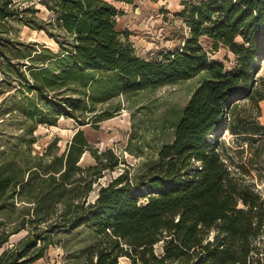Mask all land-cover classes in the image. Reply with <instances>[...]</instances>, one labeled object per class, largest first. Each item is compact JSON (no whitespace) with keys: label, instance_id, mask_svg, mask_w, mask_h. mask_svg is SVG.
Returning a JSON list of instances; mask_svg holds the SVG:
<instances>
[{"label":"trees","instance_id":"16d2710c","mask_svg":"<svg viewBox=\"0 0 264 264\" xmlns=\"http://www.w3.org/2000/svg\"><path fill=\"white\" fill-rule=\"evenodd\" d=\"M113 1L0 0V264H31L61 245L57 235L83 228L95 235L84 264H264V0L184 3L189 35L154 60L117 29L123 11ZM10 21L44 31L58 50L15 37ZM203 37L234 65L212 59ZM198 76L174 137L143 173L101 184L122 159L82 129L61 153L57 140L34 153L39 125L66 117L98 130L114 117L79 115L98 84L105 102ZM87 153L95 162L83 167Z\"/></svg>","mask_w":264,"mask_h":264},{"label":"rangeland","instance_id":"374dc122","mask_svg":"<svg viewBox=\"0 0 264 264\" xmlns=\"http://www.w3.org/2000/svg\"><path fill=\"white\" fill-rule=\"evenodd\" d=\"M189 1L203 0H135L133 4L113 1L117 8L123 11L118 17L117 29L131 34L130 39L140 57L154 60L163 52L178 49L181 46V37L189 35L187 19L180 16L184 10V3ZM38 17L48 20L51 14L42 11L38 13ZM9 26L13 35L20 40L36 41L53 51L59 48L57 42L44 31L31 29L17 21H10ZM201 43L212 59L224 62L228 68L234 65L235 57L227 49L222 48L213 52L212 42L207 37H203ZM259 75L264 77V63ZM2 77L0 67V80ZM201 79L202 77L198 76L175 85L146 89L134 94H121L105 102H99L98 98L105 96L107 86L98 84L94 87V91L92 90L94 98L88 97L87 100L86 97L88 107L80 112V117L86 121L92 118L97 121L94 119L95 115L104 117L111 113L114 119L101 122L98 130L91 125L82 126L85 135L87 139H91L87 130L103 132L107 139L93 141L95 147L100 151L112 148L122 159L119 169L107 172L100 180L101 184L117 178L125 170L129 171L130 177L143 173L148 164L156 160L162 145L174 137L172 125L180 118L183 108ZM15 86L23 87L19 81L15 82ZM261 107L260 120L264 124V101L261 102ZM93 110L98 114L91 112ZM77 129H81V126L74 119L66 117H61L57 126L39 125L36 131L39 140L33 146L34 153L43 154L55 140L58 141L60 153L63 152ZM225 138L232 144L234 138L229 132L225 133ZM94 162V158L88 153L82 159L81 165L86 167ZM252 174L255 175L256 172L253 171ZM259 184L258 188L264 193V185ZM91 197L94 199L96 192ZM26 234L24 231L12 236L5 248L11 247ZM94 237L92 230L88 228L74 234H59L56 238L60 240L61 245L51 246L45 257L35 264H84L85 257L81 256L80 252L93 243ZM3 250L4 248L0 249V254ZM121 263L128 264V261L121 258Z\"/></svg>","mask_w":264,"mask_h":264},{"label":"crops","instance_id":"0c3cea01","mask_svg":"<svg viewBox=\"0 0 264 264\" xmlns=\"http://www.w3.org/2000/svg\"><path fill=\"white\" fill-rule=\"evenodd\" d=\"M114 119V118H113ZM109 120H111V119H109ZM91 124H88V125H86V127H88V126H90ZM84 127V126H83ZM83 127H81V129L84 131L85 129L83 128ZM79 129H77L74 133H73V135H72V137L75 135V133L78 131ZM94 131L95 130H92V131H90V130H87L86 132H87V134L89 133V137L91 138V139H88L89 140V142L93 145V146H95V143L93 142V141H95V140H99V141H104L105 139H107L106 138V135H104V133L103 132H98L97 133V131H95L96 133H94ZM85 132V131H84ZM106 150V149H105ZM88 154V153H87ZM87 154H85L84 155V157L87 155ZM83 157V158H84ZM82 158V159H83ZM82 161V160H81ZM95 161V160H94ZM94 164V163H93ZM89 165H92V164H89ZM43 258H41V259H39V260H37V261H35V262H33V263H31V264H35V263H37V262H40L41 260H42Z\"/></svg>","mask_w":264,"mask_h":264}]
</instances>
